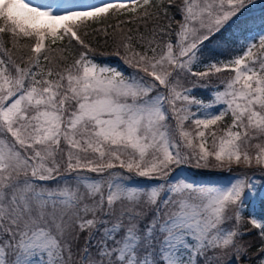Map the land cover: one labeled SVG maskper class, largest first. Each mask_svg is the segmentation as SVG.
Here are the masks:
<instances>
[{"label": "snow or ice", "instance_id": "obj_1", "mask_svg": "<svg viewBox=\"0 0 264 264\" xmlns=\"http://www.w3.org/2000/svg\"><path fill=\"white\" fill-rule=\"evenodd\" d=\"M252 4L0 0V264H264L248 173L229 185L179 174H264ZM101 35L112 51L99 55L132 71L97 60Z\"/></svg>", "mask_w": 264, "mask_h": 264}, {"label": "rangeland", "instance_id": "obj_2", "mask_svg": "<svg viewBox=\"0 0 264 264\" xmlns=\"http://www.w3.org/2000/svg\"><path fill=\"white\" fill-rule=\"evenodd\" d=\"M33 3H48V4H52L55 5L57 3H65L68 6H72L75 4H87V3H98L99 0H32ZM256 2L260 3L261 5H264V0H253V4H256ZM252 5H249L247 7V9ZM129 6L130 3H129ZM246 9V10H247ZM254 9V8H252ZM244 13V12H243ZM260 28V29H258ZM254 30H252L253 32H264V25L261 27H258ZM110 62L113 65H119V62H114L111 61ZM121 67V66H120ZM122 68V67H121ZM123 69V68H122ZM230 118V116H226L223 120L225 126L221 127L220 129H224L230 122H228L226 119ZM220 125V124H219ZM221 135V132L219 130H217V136ZM211 143V137H209V146ZM258 143V142H257ZM254 151V150H253ZM190 165H185L182 166L181 171H180V175L181 176H186L189 179H195L197 181H199L202 184H217V185H229L231 182H233L238 176H240L243 172H245V170H236L237 167H233L230 171H228V173L223 176L220 175L218 178L217 176H212V175H198L199 171L196 170L195 168H189ZM246 172L248 173V175L251 177V180L253 182V184L255 185L254 190L252 191H248L246 189L245 191V206L246 209H248L249 213L252 215H256L258 217H264V212L261 213L258 209L259 206V200L261 198H264V174H261L259 172L258 169L256 168H252V169H247ZM91 175H95V174H91Z\"/></svg>", "mask_w": 264, "mask_h": 264}, {"label": "trees", "instance_id": "obj_3", "mask_svg": "<svg viewBox=\"0 0 264 264\" xmlns=\"http://www.w3.org/2000/svg\"><path fill=\"white\" fill-rule=\"evenodd\" d=\"M254 8V9H252ZM179 17H177L178 19ZM121 19H128V17H121ZM242 19L247 20L248 24L247 27L250 28L251 30H254L258 27H261L264 25V5H261L260 3L256 2V4H253V7H249L247 10L244 11ZM107 24H111V25H115L117 23V20L114 18H110L107 22ZM152 25L149 24V27H151ZM125 27H130L133 29V32L135 33V25H126ZM260 29V28H258ZM109 31H111V29H109ZM140 31L143 32L144 28L143 26L140 27ZM89 39L92 42L93 47L96 49V54H97V60L100 61H105V62H110L114 61V62H119L120 66L123 69H126V66L123 65L122 61H119L117 58L115 57H111V56H100L99 53L101 52H111L112 51V46H111V41L109 40V44L105 45L104 44V37L101 36H95V37H89ZM173 39H175V37H173ZM5 42H7L8 37L5 36L4 37ZM212 45H209V48H211ZM227 55V54H225ZM71 60V57L69 58V61ZM127 71H132L131 69H126ZM223 75H227V73H224ZM220 84L219 78L217 77H213L212 81L210 82V87L208 89H201L200 90V95H203L204 97H207L210 94V91L213 87L217 86ZM220 87L222 88V85H220ZM228 122L231 121V117L226 119ZM225 124L224 123H220V125L218 126V130L221 127H224ZM260 142L258 140H254L253 144ZM189 168H194L192 166H190ZM199 171L198 175H212V176H217V178L220 175L225 176L229 170L224 169V170H219V169H196ZM236 170L240 171L242 170L241 168H236ZM243 170H247V169H243ZM220 178V177H219ZM258 209L261 213L264 212V198H261L259 200V206ZM250 214L248 209H246V216L245 218L247 219V215ZM248 227H250V225H248Z\"/></svg>", "mask_w": 264, "mask_h": 264}]
</instances>
